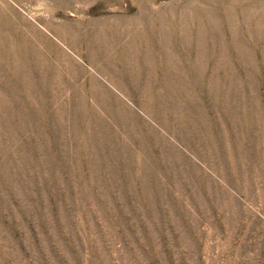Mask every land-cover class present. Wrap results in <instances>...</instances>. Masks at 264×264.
<instances>
[{
    "label": "rangeland",
    "instance_id": "rangeland-1",
    "mask_svg": "<svg viewBox=\"0 0 264 264\" xmlns=\"http://www.w3.org/2000/svg\"><path fill=\"white\" fill-rule=\"evenodd\" d=\"M0 264H264V0H0Z\"/></svg>",
    "mask_w": 264,
    "mask_h": 264
}]
</instances>
